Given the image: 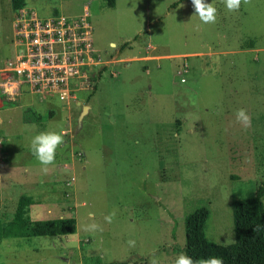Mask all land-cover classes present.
Here are the masks:
<instances>
[{
  "label": "rangeland",
  "instance_id": "rangeland-1",
  "mask_svg": "<svg viewBox=\"0 0 264 264\" xmlns=\"http://www.w3.org/2000/svg\"><path fill=\"white\" fill-rule=\"evenodd\" d=\"M175 1L25 0L42 16L87 14V76L59 99L26 94L8 71L14 12L0 0V220L24 194L32 219H76L74 234L3 238L0 263L175 264L183 252L172 247L185 246L187 216L201 208L204 239L234 242L232 201L264 178V0L231 12L205 0L210 24ZM41 132L63 137L48 165L30 147Z\"/></svg>",
  "mask_w": 264,
  "mask_h": 264
},
{
  "label": "trees",
  "instance_id": "trees-1",
  "mask_svg": "<svg viewBox=\"0 0 264 264\" xmlns=\"http://www.w3.org/2000/svg\"><path fill=\"white\" fill-rule=\"evenodd\" d=\"M180 1L182 0L171 3L170 8L175 7ZM10 5L12 11L16 12L25 7L26 2L25 0H10ZM107 6L113 7L114 0H107ZM105 68L106 66L103 65L98 69L92 81L89 96L94 94ZM31 116L34 118L33 115ZM36 118L40 120L41 116ZM263 196L264 178L252 196L232 201L233 243L215 244L204 239L203 226L207 211L201 208L187 216L185 246L183 248L175 246L172 250L183 252L191 257L193 264H206L213 257L219 258L222 264H264ZM33 203V198L28 194L18 198L12 216L8 220H0V242L3 238L70 235L76 232V219L73 216L32 219L29 215V207ZM127 262L110 261L94 264H127Z\"/></svg>",
  "mask_w": 264,
  "mask_h": 264
},
{
  "label": "built area",
  "instance_id": "built-area-1",
  "mask_svg": "<svg viewBox=\"0 0 264 264\" xmlns=\"http://www.w3.org/2000/svg\"><path fill=\"white\" fill-rule=\"evenodd\" d=\"M86 15L83 12L68 17L62 14L42 16L33 7L14 12L15 53L7 69L23 77L18 83L26 85V94L55 93L59 99L72 97L69 79L87 76V68L79 69L89 58L85 50L91 42V30ZM71 67L75 68L74 72Z\"/></svg>",
  "mask_w": 264,
  "mask_h": 264
},
{
  "label": "clouds",
  "instance_id": "clouds-1",
  "mask_svg": "<svg viewBox=\"0 0 264 264\" xmlns=\"http://www.w3.org/2000/svg\"><path fill=\"white\" fill-rule=\"evenodd\" d=\"M241 0H224L225 7L229 12L238 10ZM194 13L198 16L203 24H210L216 21V8L205 0H191ZM236 119L244 126L250 124V118L243 109H239L235 113ZM63 142V137L56 132H41L33 136L31 140V151L36 159L42 165L51 164L55 158L57 146ZM109 219V218H106ZM134 241H129L133 244ZM175 264H193L192 258L184 253L177 256ZM206 264H222L219 258H210Z\"/></svg>",
  "mask_w": 264,
  "mask_h": 264
},
{
  "label": "water",
  "instance_id": "water-1",
  "mask_svg": "<svg viewBox=\"0 0 264 264\" xmlns=\"http://www.w3.org/2000/svg\"><path fill=\"white\" fill-rule=\"evenodd\" d=\"M78 103H80V102H78ZM87 110H88V106L84 105L83 108H82V112H81V114H80V116H79V119H78L79 126H80L81 118H82V116L87 112Z\"/></svg>",
  "mask_w": 264,
  "mask_h": 264
},
{
  "label": "crops",
  "instance_id": "crops-1",
  "mask_svg": "<svg viewBox=\"0 0 264 264\" xmlns=\"http://www.w3.org/2000/svg\"><path fill=\"white\" fill-rule=\"evenodd\" d=\"M8 103H10V102H8ZM8 107V106H7ZM8 108H10V107H8Z\"/></svg>",
  "mask_w": 264,
  "mask_h": 264
}]
</instances>
